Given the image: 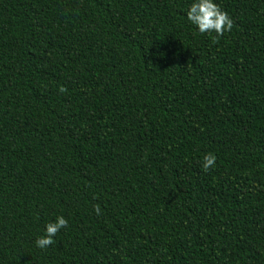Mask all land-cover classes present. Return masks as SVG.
Returning <instances> with one entry per match:
<instances>
[{
	"label": "trees",
	"instance_id": "16d2710c",
	"mask_svg": "<svg viewBox=\"0 0 264 264\" xmlns=\"http://www.w3.org/2000/svg\"><path fill=\"white\" fill-rule=\"evenodd\" d=\"M214 2L219 37L191 0H0V264H264V0Z\"/></svg>",
	"mask_w": 264,
	"mask_h": 264
},
{
	"label": "clouds",
	"instance_id": "9594fccd",
	"mask_svg": "<svg viewBox=\"0 0 264 264\" xmlns=\"http://www.w3.org/2000/svg\"><path fill=\"white\" fill-rule=\"evenodd\" d=\"M185 17L189 24L194 26L196 32L200 34L215 33L216 37L223 35L225 32L231 31L233 27L232 18L223 11L220 5L214 0H191L188 4ZM216 156L213 153H207L202 157L201 168L207 172L215 166ZM95 214L99 215L101 209L99 206H93ZM68 221L62 215H57L54 220L44 225L43 235L37 237L34 246L44 250L53 244V238L61 229H66Z\"/></svg>",
	"mask_w": 264,
	"mask_h": 264
}]
</instances>
